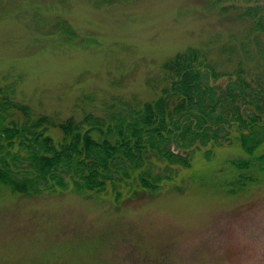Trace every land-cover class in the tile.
<instances>
[{"label":"rangeland","instance_id":"1","mask_svg":"<svg viewBox=\"0 0 264 264\" xmlns=\"http://www.w3.org/2000/svg\"><path fill=\"white\" fill-rule=\"evenodd\" d=\"M261 1L0 0V79H16V96L37 112L64 118L111 94L153 98L162 62L188 46L218 70L261 71L251 22L236 14ZM241 156L236 140L208 144L189 167L172 164L157 193L136 197L110 186L99 197L26 196L0 183V264H264V176L235 192L222 183L227 160Z\"/></svg>","mask_w":264,"mask_h":264},{"label":"trees","instance_id":"2","mask_svg":"<svg viewBox=\"0 0 264 264\" xmlns=\"http://www.w3.org/2000/svg\"><path fill=\"white\" fill-rule=\"evenodd\" d=\"M236 14L251 22L263 54L264 0ZM55 25L80 43L68 21L57 18ZM216 67L200 48L188 46L162 62L153 98L111 94L97 108L64 118L37 112L16 96V79H0V183L26 196L71 190L99 197L109 186L116 197L152 195L172 178V164L189 167L194 151L233 140L245 156L227 160L233 171L222 183L229 192L257 183L264 176V67ZM50 127L62 136L55 138ZM203 153L211 156L209 148Z\"/></svg>","mask_w":264,"mask_h":264}]
</instances>
